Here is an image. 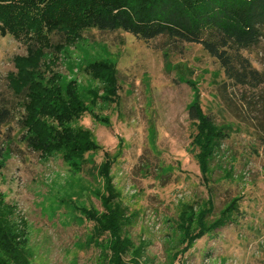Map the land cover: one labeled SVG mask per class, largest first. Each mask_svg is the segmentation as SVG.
<instances>
[{"label":"rangeland","instance_id":"1","mask_svg":"<svg viewBox=\"0 0 264 264\" xmlns=\"http://www.w3.org/2000/svg\"><path fill=\"white\" fill-rule=\"evenodd\" d=\"M63 40L53 36L55 44ZM26 55L23 43L0 38V107L12 113L0 139V199L25 232L29 264H107V236L93 241L92 216L106 215L109 200L112 211L125 212L126 261L264 264V85H234L200 45L87 30L59 56L46 55L59 58L56 89L65 98L73 84L84 102L85 112L69 126L87 131L96 149L81 164L64 150L35 152L22 139L25 110L8 76L16 72L14 58ZM244 56L264 71V44ZM98 62L114 70L115 96L89 68ZM52 75L43 84L51 87ZM194 104L223 136L210 151L189 118ZM106 163L108 180L100 172ZM211 197L206 222L231 202L235 211L224 226L199 235L197 217Z\"/></svg>","mask_w":264,"mask_h":264},{"label":"trees","instance_id":"2","mask_svg":"<svg viewBox=\"0 0 264 264\" xmlns=\"http://www.w3.org/2000/svg\"><path fill=\"white\" fill-rule=\"evenodd\" d=\"M91 29L103 33L123 31L144 42L165 37L175 43L200 45L234 85L251 89L264 85V71L255 69L244 56V52L264 44V0H0V38L12 36L27 49L26 56L14 58L16 72L9 74L8 81L25 110L20 121L26 130L22 139L35 152L64 150L66 158L84 164L85 156L96 149L87 131L69 126L86 110L76 86L70 84L64 98L54 85L57 74L53 66L59 58L46 60L48 53L59 56ZM55 35H62L63 43L55 44ZM101 67L100 62L89 66L95 77L108 82V94L115 96L114 70ZM47 73L54 76L49 79L51 87L43 84ZM11 117L9 108L0 107V139L2 128ZM189 118L202 129L209 151L219 146L223 139L221 132L198 105L190 107ZM4 154L0 146V160ZM107 169L108 163L100 167L106 180ZM105 203L107 214L92 216L96 223L93 241L107 236V264H139L135 258L131 262L124 259L130 245L122 235L125 212L117 207L116 212L112 211L111 200ZM234 205L231 202L216 220L206 222L214 211L211 197L197 217L199 235L224 226L234 214ZM187 221L180 218L179 228L189 234ZM17 226L10 219V206L0 199V264H29L23 255L25 232Z\"/></svg>","mask_w":264,"mask_h":264}]
</instances>
